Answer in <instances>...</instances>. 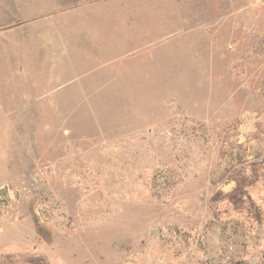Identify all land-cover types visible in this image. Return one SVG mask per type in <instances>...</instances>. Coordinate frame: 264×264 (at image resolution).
I'll return each mask as SVG.
<instances>
[{"label": "rangeland", "instance_id": "rangeland-1", "mask_svg": "<svg viewBox=\"0 0 264 264\" xmlns=\"http://www.w3.org/2000/svg\"><path fill=\"white\" fill-rule=\"evenodd\" d=\"M6 234L54 264H264V0H0Z\"/></svg>", "mask_w": 264, "mask_h": 264}, {"label": "crops", "instance_id": "crops-1", "mask_svg": "<svg viewBox=\"0 0 264 264\" xmlns=\"http://www.w3.org/2000/svg\"><path fill=\"white\" fill-rule=\"evenodd\" d=\"M6 234L0 237V264H54L44 254L37 252L32 244H20ZM25 243V242H24Z\"/></svg>", "mask_w": 264, "mask_h": 264}, {"label": "built area", "instance_id": "built-area-1", "mask_svg": "<svg viewBox=\"0 0 264 264\" xmlns=\"http://www.w3.org/2000/svg\"><path fill=\"white\" fill-rule=\"evenodd\" d=\"M251 3H257L259 2L260 0H249Z\"/></svg>", "mask_w": 264, "mask_h": 264}]
</instances>
